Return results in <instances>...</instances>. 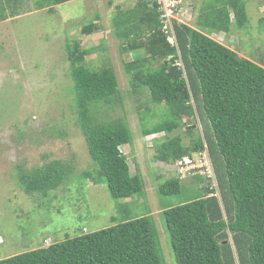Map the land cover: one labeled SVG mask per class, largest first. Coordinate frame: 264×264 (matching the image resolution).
<instances>
[{
  "label": "trees",
  "instance_id": "1",
  "mask_svg": "<svg viewBox=\"0 0 264 264\" xmlns=\"http://www.w3.org/2000/svg\"><path fill=\"white\" fill-rule=\"evenodd\" d=\"M69 1L37 0L35 9L52 11ZM215 1L220 8L213 11L212 32L230 30L228 8L235 26H245L243 0ZM151 3L152 9L139 19L142 29L148 31L146 41L138 42V31L121 34L131 38L125 51L135 56L141 49L145 54L125 65L131 92L140 95L146 90L149 101L166 111L151 127L143 124L145 116L141 114L142 136L163 133L154 160L171 166L205 145L215 175V187L200 188L201 197L162 211L175 264H264V67L176 20L171 22L176 47L170 46L161 32L158 6ZM97 29L90 22L81 33L90 35ZM64 49L75 124L95 167L92 173L83 172V178L104 184L115 201L140 196L143 182L130 173L120 150L131 141L128 123L124 118L103 121L95 116L101 106L122 103L114 69L86 67V52L79 51L78 42H65ZM157 60V66H147ZM194 118L199 121L201 135L192 138L189 146L183 145L179 136L166 137ZM72 171L70 164L51 160L29 170L18 168L16 176L25 194L46 197L63 185ZM192 178L166 179L157 191L163 196L178 194L181 182ZM0 264H163V260L152 220L141 216L0 259Z\"/></svg>",
  "mask_w": 264,
  "mask_h": 264
},
{
  "label": "rangeland",
  "instance_id": "2",
  "mask_svg": "<svg viewBox=\"0 0 264 264\" xmlns=\"http://www.w3.org/2000/svg\"><path fill=\"white\" fill-rule=\"evenodd\" d=\"M36 1L0 0V259L104 229L126 218L149 216L163 264H175L162 211L201 197L200 188L215 184L196 175L181 182L178 194L163 196L157 191L160 183L177 173L173 166L154 160L156 145L164 135L143 137L140 116L151 127L166 111L149 101L146 90L140 95L131 92L125 65L145 54L141 49L135 56L125 51L131 38L122 37L138 31V42L146 41L148 31L139 19L152 9L153 0H72L52 11L35 9ZM243 1L247 23L242 29L235 26L228 8L230 30L212 32V14L219 3L181 0L164 15L167 20L157 7L161 30L173 20L188 24L264 67V0ZM90 22L98 29L84 35L81 30ZM65 42L79 43V51L86 52V67L114 69L122 103L101 106L95 116L103 121L124 118L128 123L131 141L120 150L130 173L143 182L140 196L112 200L104 184L95 185L82 176L95 167L75 124ZM158 63L149 61L147 66ZM188 130H193L192 135L186 134ZM198 135L200 125L194 118L166 137L179 136L189 146ZM51 160L73 167L69 179L46 197L25 194L18 184V168L29 170Z\"/></svg>",
  "mask_w": 264,
  "mask_h": 264
},
{
  "label": "built area",
  "instance_id": "3",
  "mask_svg": "<svg viewBox=\"0 0 264 264\" xmlns=\"http://www.w3.org/2000/svg\"><path fill=\"white\" fill-rule=\"evenodd\" d=\"M157 6L161 9V17L166 18L164 15H168L172 8L178 4L181 0H153ZM166 18L165 20H167ZM165 35L167 42L170 46L176 47L175 38L171 29V23L165 24L161 30ZM175 65L180 67V62L176 61ZM174 171L177 173V177L185 179L192 176H203L215 184V175L213 172L212 164L207 152V148L204 145L203 149L193 154L192 156H184L177 159L172 165Z\"/></svg>",
  "mask_w": 264,
  "mask_h": 264
},
{
  "label": "clouds",
  "instance_id": "4",
  "mask_svg": "<svg viewBox=\"0 0 264 264\" xmlns=\"http://www.w3.org/2000/svg\"><path fill=\"white\" fill-rule=\"evenodd\" d=\"M196 153H197V152H196ZM194 154H195V153H194ZM192 155H193V154H192ZM192 155H191V156H192ZM212 168H213V167H212ZM199 177H201V176H199ZM205 179H206V178H205Z\"/></svg>",
  "mask_w": 264,
  "mask_h": 264
},
{
  "label": "crops",
  "instance_id": "5",
  "mask_svg": "<svg viewBox=\"0 0 264 264\" xmlns=\"http://www.w3.org/2000/svg\"><path fill=\"white\" fill-rule=\"evenodd\" d=\"M188 25V24H187ZM194 28V27H193ZM208 35V34H207ZM212 35V34H211ZM210 36V35H209Z\"/></svg>",
  "mask_w": 264,
  "mask_h": 264
},
{
  "label": "bare ground",
  "instance_id": "6",
  "mask_svg": "<svg viewBox=\"0 0 264 264\" xmlns=\"http://www.w3.org/2000/svg\"><path fill=\"white\" fill-rule=\"evenodd\" d=\"M176 179H178V178H176Z\"/></svg>",
  "mask_w": 264,
  "mask_h": 264
}]
</instances>
